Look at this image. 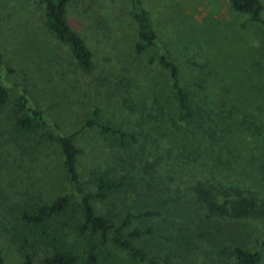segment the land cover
<instances>
[{"label":"rangeland","instance_id":"374dc122","mask_svg":"<svg viewBox=\"0 0 264 264\" xmlns=\"http://www.w3.org/2000/svg\"><path fill=\"white\" fill-rule=\"evenodd\" d=\"M139 1L155 33L154 44L140 53L129 0H76L67 8L66 23L91 53L86 73L39 22L36 0H0V85L7 95L0 107L3 264L19 263L26 251L37 263L54 248L72 252L78 264H128L126 253L111 245V231L106 239L79 232L78 195L48 134L72 138L83 192L93 190L95 175L120 183L91 202L93 211L113 226L131 215L123 233L151 226L155 239L133 240L147 257L158 242L166 249L157 256L171 264H219L215 253L223 245L258 251L264 264L259 218L209 216L220 223L211 240H198L189 251L173 242L206 215L193 193L198 184L219 202L236 189L264 205V27L232 10L228 0ZM160 55L177 68L189 121L178 118L168 76L156 62ZM29 110L46 126L20 130L16 121ZM89 117L131 139L119 142L85 127ZM61 195L69 204L61 216L40 227L21 220L23 211ZM139 212L152 215L134 218Z\"/></svg>","mask_w":264,"mask_h":264},{"label":"trees","instance_id":"16d2710c","mask_svg":"<svg viewBox=\"0 0 264 264\" xmlns=\"http://www.w3.org/2000/svg\"><path fill=\"white\" fill-rule=\"evenodd\" d=\"M74 2L76 0H36L39 10L37 19L46 31L67 46L76 67L87 73L92 68L91 53L82 38L73 32L66 23L67 8ZM228 3L232 10L246 15L251 22L259 23L264 27V8L259 0H228ZM129 5L131 17L137 30L134 50L136 53H140L154 44L155 33L149 22L147 12L142 8L140 1L129 0ZM156 62L168 76L178 118L182 121H189L192 117V112L188 104L187 93L180 84L175 64L164 55H160ZM6 96V91L0 85V107L5 103ZM25 102L24 94L22 93L17 98V105L20 110L24 109ZM29 113V115H24L16 121V126L20 130L25 131L33 127L46 126V122L38 111L29 110ZM84 126L95 128L100 133L119 142L131 139L130 135L120 129L101 123L94 117L86 119ZM46 138L57 145L68 186L72 192L78 195V211L81 218V222L78 225L79 232L98 233L102 239H106L108 231H111L109 240L111 245L126 253L128 264H171L166 258L157 256L160 251L166 249L165 243L155 242L150 245L149 257L144 254L140 247L133 244V240L139 238L155 239L157 233L151 226L134 227L123 233L122 230L129 224L131 215L127 214L118 225L113 226L105 217L94 213L91 202L106 198L108 194L120 187V183L95 175L93 190L91 192H83L76 171V158L79 152L74 146L72 138L51 134H48ZM228 191L232 193L233 197L224 191L221 193L227 198L229 196L232 197V199L219 202L215 193L210 189L200 184L194 186L193 193L196 201L205 210L206 215L203 217L197 216L192 227L186 233L173 238L176 249L189 251L196 245V241L211 240L219 233L220 223L212 220L209 216L227 217L234 220L259 218L264 221V205L258 206L254 199L243 196L236 189ZM68 205V197L61 195L50 203L37 205L30 212L23 211L20 218L28 226L40 227L50 220L61 216L67 210ZM151 215V212H139L134 218L148 219ZM215 257L219 264H259L261 254L258 251H248L241 247L228 248L218 245ZM0 264H3L1 256ZM17 264H78V258L68 250L54 248L50 255L41 258L37 263L34 262L33 254L26 251L23 253L22 260Z\"/></svg>","mask_w":264,"mask_h":264}]
</instances>
